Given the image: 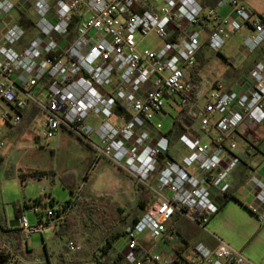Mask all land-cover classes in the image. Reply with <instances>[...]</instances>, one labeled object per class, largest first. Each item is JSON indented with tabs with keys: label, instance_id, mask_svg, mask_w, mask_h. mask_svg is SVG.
<instances>
[{
	"label": "built area",
	"instance_id": "1",
	"mask_svg": "<svg viewBox=\"0 0 264 264\" xmlns=\"http://www.w3.org/2000/svg\"><path fill=\"white\" fill-rule=\"evenodd\" d=\"M14 10L36 14L38 34L19 49L15 44L23 41L26 28L18 23L1 27ZM241 31L247 32L243 42L249 52L263 49L244 79L246 88L224 89L218 82L197 93L189 76L199 52L204 46L220 52ZM151 34L164 44L141 50ZM2 101L12 105V112L1 114L0 133L35 105L45 114L46 137L64 130L79 136L96 160H109L151 191L147 210L124 230L123 261L115 264H174L175 259L187 264H257L215 233V246L197 242L192 255L171 258L162 245L177 242L178 218L207 229L241 162L235 133L246 120L264 122V16L244 0H219L213 6L203 0H0ZM167 103L179 104L184 122L201 130L194 137L180 135L187 150L181 160L170 155L161 160L171 145L161 121ZM252 182L264 206V178L255 175ZM32 207L39 214L36 224L25 214L17 218L26 241L33 233L60 226L72 203L47 207L42 214L38 206ZM68 247L80 249L74 240ZM93 257L98 260L101 251ZM13 259L48 264L25 259L0 226V264Z\"/></svg>",
	"mask_w": 264,
	"mask_h": 264
},
{
	"label": "rangeland",
	"instance_id": "2",
	"mask_svg": "<svg viewBox=\"0 0 264 264\" xmlns=\"http://www.w3.org/2000/svg\"><path fill=\"white\" fill-rule=\"evenodd\" d=\"M14 13L16 11L12 15ZM245 33H233L220 52L206 49L201 61L202 79L211 81L226 75L250 77L254 65L250 67L249 64L255 54L249 53L244 45ZM137 37L140 39L141 35L137 34ZM164 42L160 36L151 34L142 41L140 49H158ZM242 57H245L244 62L234 69ZM202 84L208 85L203 80ZM174 107L166 104L167 116L161 118L165 131L173 125L177 111L182 115V107L179 104ZM5 110L12 112V105L2 101L0 116ZM44 119L45 114L41 111L33 119L25 115L13 130L8 126L0 133V144L4 143L0 148V223L11 225L17 219L16 208L19 206L28 222L34 225L39 214L33 211L32 206H38V213L42 214L47 207L63 208L71 200L72 207L60 226L43 234H31L29 243L34 248L33 256L43 257L46 243L50 253L70 255L75 258V264H80L87 257L91 259L84 260L85 263L97 264L93 260L94 252L101 251L107 239H116L112 254L125 249L127 238L123 232L143 213L136 201L139 185L127 172L107 159L95 161V152L79 136L64 130L53 137H46L43 133ZM37 170L47 173L22 181V173ZM37 198L42 199V204L33 205ZM64 226L66 232L60 229ZM193 226L187 237L191 243H196L204 230ZM70 240L80 245V251L69 249ZM105 264H110V259L107 258Z\"/></svg>",
	"mask_w": 264,
	"mask_h": 264
},
{
	"label": "crops",
	"instance_id": "3",
	"mask_svg": "<svg viewBox=\"0 0 264 264\" xmlns=\"http://www.w3.org/2000/svg\"><path fill=\"white\" fill-rule=\"evenodd\" d=\"M219 0H203L206 4L217 3ZM248 6L256 13L264 16V0H244ZM215 3V4H216ZM16 13L12 15L9 14L6 16L2 22V28L5 29L9 27L13 23H20L21 13L25 14L31 21H33V25L26 27L23 25L26 30V36L20 42L15 44L16 48H22V45L29 42L32 38L37 36L38 31L35 28V12L28 11L27 13L22 12L21 10H14ZM22 25V24H21ZM207 46H204L202 50L199 52L197 56V64L202 61V57L204 56ZM255 58H253L252 62H250V67H252L256 61H258L263 54V49H258L254 52ZM242 57L234 69H237L244 62ZM196 64V65H197ZM193 69L191 70V73ZM190 73V75H191ZM190 78V76H189ZM244 76H222L217 77L215 80L203 81L207 82V86L202 84L197 90V93L200 92H208L216 83H220L224 89H245L246 85L244 82ZM172 107L174 105L172 104ZM175 108V107H174ZM39 108L35 105H30L25 110L24 116L28 115L36 116L39 112ZM183 112H181L182 114ZM23 116V117H24ZM167 116V110L165 108V117ZM180 117L177 115L174 119L173 125L171 126L175 128V131L172 136H169L171 140L169 154L170 157L181 160L186 154L187 150L180 141L179 137L183 133H189L193 136H198L201 134V130L199 126H189L184 122V119L181 120V123L176 124V120ZM43 123V122H42ZM11 129L15 127V125L10 126ZM152 132H154L153 126H148ZM235 138L238 143L237 152L241 156V162L235 168L230 176L231 188L230 191L222 197H219L220 209L218 212L212 217L210 220L207 229H203L197 225V227L204 230V232L200 233L199 241L203 242L206 245L213 247L216 242L212 233H215L230 244L235 247L240 248L247 256H249L254 262L257 264H264V220H262L264 206L257 198V187L252 182V177L257 175L259 177L264 178V122L256 123L253 120H246L240 128L235 133ZM94 151V150H93ZM101 159V158H100ZM99 159V160H100ZM96 161V156L95 159ZM109 161V160H107ZM110 162V161H109ZM112 163V162H111ZM192 171H196L195 168H191ZM155 182V181H154ZM22 214H23V209ZM146 211V210H145ZM140 215V217L144 214V212ZM138 217L137 220L140 218ZM134 222V221H133ZM193 223V222H192ZM189 222L186 218H178L176 224V230L179 235L177 242L169 243L163 242V248L168 256L171 258H175L178 253H184L186 255H192L194 253L193 246L197 243H191L189 238L187 237L189 233L194 228L193 224ZM192 224V225H191ZM196 225V224H194ZM0 226L4 227L8 237L15 244L17 250L22 254V256L27 260L36 259L33 256L34 248L31 246L29 241H26L23 233L19 231L11 230V228H17V224L11 225H3L0 223ZM20 235V237H18ZM123 236L124 232H123ZM108 240L105 241L103 246L107 244ZM116 240V239H115ZM115 240H112L110 247L107 248V251L104 252L101 246V257L98 260H95L97 264H105L106 259H110V264H115V260L118 256H121L122 251L112 254V249L115 243ZM179 245H178V244ZM190 253H189V249ZM80 251V250H78ZM88 252V251H87ZM63 256L67 261L71 264H75V258H72L67 254L62 255L57 252L50 253L47 248V244L44 243V256L40 259L47 260L48 264H55ZM90 257L84 258L80 261V264L84 262V260H89ZM4 264H23L15 259L11 261H5Z\"/></svg>",
	"mask_w": 264,
	"mask_h": 264
},
{
	"label": "trees",
	"instance_id": "4",
	"mask_svg": "<svg viewBox=\"0 0 264 264\" xmlns=\"http://www.w3.org/2000/svg\"><path fill=\"white\" fill-rule=\"evenodd\" d=\"M216 3V2H215ZM215 3H206V5H210V6H213V5H215ZM20 23L22 24V25H25L26 27H29V26H31V25H33V21H31L28 17H26V15L25 14H23L22 15V13H21V17H20ZM201 62L200 63H198L194 68H193V72L191 73V76H190V78H189V81L192 83V85H193V88H194V90H197L200 86H201V83H202V76L200 75V70H201ZM183 110H184V108H182V112H183ZM31 119H33L34 118V116H31L30 117ZM184 118V113H182V115L176 120V124L178 123V125L181 123V120ZM22 120H23V118H22ZM21 120V121H22ZM20 121V122H21ZM19 122V123H20ZM174 131H175V128L174 127H172V128H170L169 130H168V132H167V134L169 135V136H172L173 135V133H174ZM168 155H170L169 154V152L168 153H166V154H163V155H161V160H163L165 157H167ZM47 172H44V171H33V172H27V173H22V175H21V178H22V181L23 182H25L28 178H38V177H41L42 175H44V174H46ZM152 198H153V195H152V193H151V191L149 190V189H147V188H145V187H143V186H140L139 185V188H138V192H137V198H136V201H137V204L139 205V207L143 210V211H145V210H147V208L149 207V205H150V203L152 202ZM42 202V199H40V198H37V199H35L34 200V202H33V205H39V204H42L41 203ZM72 201L71 200H69L65 205H64V207L65 206H67L68 204H70ZM30 206H32L31 204H29ZM16 215H17V218L18 217H20L21 215H22V210H21V207H17L16 208ZM137 220V218H135L134 219V221H136ZM19 228H11V230H14V231H19L18 230ZM62 231H64V232H66L67 231V229H66V227L64 226L63 227V229L62 228H60ZM18 237H20V235L18 236ZM117 237V236H116ZM115 237V238H116ZM114 238V239H115ZM111 242H112V240L110 239V240H108V242H107V244H105L103 247H102V250L104 251V252H106L107 251V248L108 247H110V245H111ZM123 261V259L121 258V256H118L117 258H116V260H115V262L117 263V262H122ZM55 264H71L69 261H67L63 256H61L60 257V259L57 261V263H55ZM174 264H187V262L186 261H179V260H177V259H175L174 260Z\"/></svg>",
	"mask_w": 264,
	"mask_h": 264
},
{
	"label": "water",
	"instance_id": "5",
	"mask_svg": "<svg viewBox=\"0 0 264 264\" xmlns=\"http://www.w3.org/2000/svg\"><path fill=\"white\" fill-rule=\"evenodd\" d=\"M12 224H18V220L17 219L13 220Z\"/></svg>",
	"mask_w": 264,
	"mask_h": 264
}]
</instances>
